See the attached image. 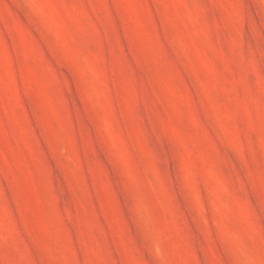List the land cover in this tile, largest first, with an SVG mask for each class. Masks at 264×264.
Returning a JSON list of instances; mask_svg holds the SVG:
<instances>
[{
    "label": "rangeland",
    "instance_id": "obj_1",
    "mask_svg": "<svg viewBox=\"0 0 264 264\" xmlns=\"http://www.w3.org/2000/svg\"><path fill=\"white\" fill-rule=\"evenodd\" d=\"M0 264H264V0H0Z\"/></svg>",
    "mask_w": 264,
    "mask_h": 264
}]
</instances>
